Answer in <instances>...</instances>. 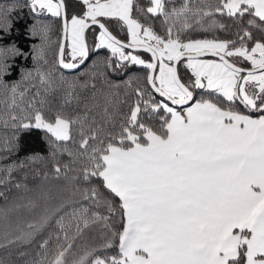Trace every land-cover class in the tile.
<instances>
[{"label": "snow or ice", "instance_id": "obj_1", "mask_svg": "<svg viewBox=\"0 0 264 264\" xmlns=\"http://www.w3.org/2000/svg\"><path fill=\"white\" fill-rule=\"evenodd\" d=\"M24 3L62 22L54 68L78 69L107 49L115 67L144 69L123 99L118 85L97 86L101 73L77 84L37 66L8 84V60L26 54L0 47V124L13 129L0 161L33 130L48 148L0 163V199L11 205L0 218L38 213L8 241L37 244L25 264H69L94 228L102 243L71 264H264V0H76L70 16L66 0ZM17 5L0 6V38ZM30 34L41 39L32 59L47 65L48 28L37 21ZM11 188L29 195L10 201Z\"/></svg>", "mask_w": 264, "mask_h": 264}, {"label": "trees", "instance_id": "obj_2", "mask_svg": "<svg viewBox=\"0 0 264 264\" xmlns=\"http://www.w3.org/2000/svg\"><path fill=\"white\" fill-rule=\"evenodd\" d=\"M16 2V0H0V6H5L9 3ZM142 6H147V0H139ZM181 3V0H176L177 6ZM67 11L69 16L72 14H79L80 7L77 5L76 0H66ZM12 20L15 22L14 28L4 34L0 38V47H10L15 46L22 53L26 55L16 56L10 58L8 63L14 65L12 73L5 77V83L12 84L14 82L21 81L22 72L24 70H33L35 67L40 66L42 70L53 69L54 75L58 78L60 72L69 82L75 81L77 84L89 81L91 76L95 73H101L102 75L96 81L98 87H108V84L118 85V88L112 89L114 92H118L121 99L124 98L125 93H130L131 88L137 86V83L142 80L144 75V69L141 66L128 65L126 67H115L116 58L111 57V53L107 49H101L98 51L90 52L89 58L75 70H63L54 68L55 61L57 59L58 43L61 37V20L57 17H52L48 13H44L39 17H34L30 12L29 8L25 5L24 0H18V5L15 12L12 15ZM40 22V24L48 28V43L46 46L45 57L48 61L47 65L43 62H36L32 59L33 47L41 43L39 36H32L30 34V28L33 24ZM227 23L228 21H224ZM157 30L159 31V24L157 23ZM195 38H201L205 35L211 37L212 33H196L193 34ZM221 38L227 36L226 33L218 32ZM118 36L122 39L125 38L124 33H118ZM91 42V37H90ZM144 58H148L147 54L141 53ZM67 58V56H66ZM111 59L113 67H105L106 59ZM106 77V81L105 78ZM131 78L132 85L131 88L126 84ZM27 82H22L20 87L21 90L27 87ZM67 85H65L66 87ZM34 91V90H33ZM77 91H82L77 89ZM31 93H29L30 95ZM60 93H58L59 95ZM8 95L6 90H0V100H3ZM134 99V97H131ZM5 105L0 104V109H4ZM126 111V108H124ZM243 111V109H241ZM255 115V114H253ZM13 135V129L11 127H4L0 124V146L3 145L5 140H11ZM20 148L12 156L7 159L0 161V163L7 164L15 161L17 159H23L27 155L33 153H39L41 155H47L48 148L46 141L44 139V133L40 130H33L31 132L20 134L19 139ZM0 155H6V153L0 152ZM66 159V158H64ZM37 167H43V165H38ZM32 177L29 176V181ZM48 187H55L56 181L49 180L45 181ZM9 187H11L9 185ZM33 187V184L29 183V188ZM71 193L69 192L68 195ZM10 201H15L21 196H28L29 193H24L23 191H18L15 188H11V192L6 193ZM11 205H5L3 199H0V208L10 207ZM38 213L29 212L27 210H18L9 213L8 218L5 220L0 218V261L3 264H25L26 261H32L34 258L38 259L37 253L40 252L36 243H23L17 242L16 244H10L8 241L14 239L16 235L19 234L17 231V225L20 229L27 230V224L35 222ZM116 227L119 228V221L116 223ZM51 229L43 232L41 235L47 236ZM39 239V237L37 238ZM102 243V235L98 228L92 229L83 239L77 241L76 246L72 250V253L68 256L69 264L72 260L79 259L85 254L89 249L96 248ZM55 249V241L50 245L49 255L51 251ZM116 249L111 248L107 250V254H115ZM24 252L26 255L21 256L20 253Z\"/></svg>", "mask_w": 264, "mask_h": 264}, {"label": "water", "instance_id": "obj_3", "mask_svg": "<svg viewBox=\"0 0 264 264\" xmlns=\"http://www.w3.org/2000/svg\"><path fill=\"white\" fill-rule=\"evenodd\" d=\"M61 24H62V22H61ZM62 38V34H61V37H60V39ZM120 38V37H119ZM122 39V38H121ZM57 53H58V51H57Z\"/></svg>", "mask_w": 264, "mask_h": 264}, {"label": "rangeland", "instance_id": "obj_4", "mask_svg": "<svg viewBox=\"0 0 264 264\" xmlns=\"http://www.w3.org/2000/svg\"><path fill=\"white\" fill-rule=\"evenodd\" d=\"M143 57V56H142ZM144 58V57H143ZM145 59H148V58H145Z\"/></svg>", "mask_w": 264, "mask_h": 264}]
</instances>
